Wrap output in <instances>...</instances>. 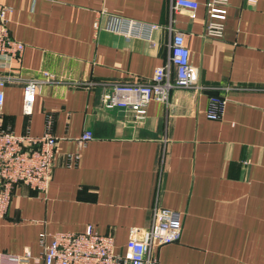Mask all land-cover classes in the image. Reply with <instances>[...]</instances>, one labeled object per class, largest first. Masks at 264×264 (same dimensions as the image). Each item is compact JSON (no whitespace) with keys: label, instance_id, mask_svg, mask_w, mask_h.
<instances>
[{"label":"crops","instance_id":"crops-1","mask_svg":"<svg viewBox=\"0 0 264 264\" xmlns=\"http://www.w3.org/2000/svg\"><path fill=\"white\" fill-rule=\"evenodd\" d=\"M169 16L167 0H0L24 45L0 68V128L57 138L48 190L17 185L0 218V254L37 260L56 232L90 225L123 253L132 229H148L154 205L181 218L178 241L155 248L157 264H264V0H228L220 39L203 36L205 1ZM110 17L158 26L150 40L104 29ZM97 22L98 28L93 27ZM171 32L184 35L200 90L172 89L138 121L105 103L118 83L148 82L167 59ZM40 84L29 115L22 81ZM226 99L206 117L210 97ZM92 138L79 143L83 132Z\"/></svg>","mask_w":264,"mask_h":264},{"label":"built area","instance_id":"built-area-1","mask_svg":"<svg viewBox=\"0 0 264 264\" xmlns=\"http://www.w3.org/2000/svg\"><path fill=\"white\" fill-rule=\"evenodd\" d=\"M169 16L177 11L192 14L198 3L193 0H167ZM255 0H246L254 3ZM228 0H206L203 36L220 39L223 34L224 20ZM10 8L0 5V68L10 70L14 61L19 62L24 45L11 38L7 28V15ZM94 29L98 28L95 21ZM155 24H146L134 20L110 17L104 29L124 38H142L150 40L157 30ZM166 62L155 68L148 82L118 83L109 88L105 103L110 107L129 110L134 118L141 121L146 115L147 104L154 100L167 105L172 89L200 90L198 71L190 64V52L185 45L184 35L171 32ZM40 78H26L22 83V113L29 115L35 94L40 84L50 83L53 79L47 72H41ZM7 80V78H6ZM0 78V109L4 102L3 86L6 81ZM226 99L210 97L206 117L210 120L220 118ZM92 138L89 131L83 132L79 143ZM57 138L51 132V117L46 118L44 132L37 137L15 135L0 128V218L8 210L12 190L23 185L39 194L48 190L56 156ZM180 215L154 205L151 210V222L148 229H132L123 253L115 252L114 239L110 235L98 233L93 226H86L82 232H56L50 235V242L43 246L37 260L42 264H157L152 255L155 248L179 240L181 235ZM33 257L24 252L21 255L0 254V264H27Z\"/></svg>","mask_w":264,"mask_h":264}]
</instances>
